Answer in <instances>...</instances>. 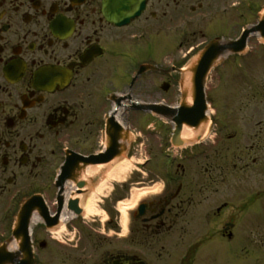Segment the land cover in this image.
Returning <instances> with one entry per match:
<instances>
[{
	"label": "flooded vegetation",
	"instance_id": "flooded-vegetation-1",
	"mask_svg": "<svg viewBox=\"0 0 264 264\" xmlns=\"http://www.w3.org/2000/svg\"><path fill=\"white\" fill-rule=\"evenodd\" d=\"M247 2L0 0V264H264V104L247 151L216 129L202 168L136 182L151 194L125 234L86 226L118 218L115 181L106 219L87 215L90 196L118 159L169 140L156 111L209 40L241 30Z\"/></svg>",
	"mask_w": 264,
	"mask_h": 264
},
{
	"label": "rangeland",
	"instance_id": "rangeland-1",
	"mask_svg": "<svg viewBox=\"0 0 264 264\" xmlns=\"http://www.w3.org/2000/svg\"><path fill=\"white\" fill-rule=\"evenodd\" d=\"M262 1L264 2V0ZM247 20L254 21L252 13L249 14ZM249 45L250 52L246 57L247 66L242 68V73L237 72L232 63L227 67L229 68L231 66V69L234 70H229L228 72L225 70L226 66H219L208 79L206 84V91L213 119L222 125H226L231 135L234 134V141H231V151L235 148L247 151V149L244 148L254 144L255 119L257 120L260 116L256 109L257 105L264 104V102H260V94L264 89V46L261 44L259 46L256 36H252L250 38ZM252 120H254V123L251 122ZM246 130H250L253 133V136L244 137ZM150 147L153 150L152 157L154 159L147 164L146 167H144L142 163H137V161H144L142 155L135 157L134 163L136 168L134 166L132 170L136 173L135 175L137 177H135V183L133 185L134 188L131 193L130 191L127 192L125 188V181H130L129 176L131 175V172L118 184L117 193L119 195V207L121 209L117 212L119 218L114 219L111 223L104 220V222L100 224L90 223L89 225H92L95 229L101 228L106 232H111L113 235L118 237L119 235H116L115 231L118 232V228L120 229L119 232L121 231L120 223H122V230L123 233H125L126 230L123 229V227H125L126 221L124 218L129 217L132 209L137 205L140 199L146 195L145 192H141L136 189V187L144 186L143 184L138 185L136 183L142 180L139 175L148 177L147 175L150 174V178H156L159 182L160 179L157 175L159 173L158 168L169 166V164H165L164 162L166 154L160 151L159 144L157 148V144L151 142ZM141 151L143 152V149H141ZM235 151L239 152L240 150ZM158 152L160 155H158ZM179 153L181 154V152ZM169 159H167L166 162L170 163ZM196 160L197 159H195V162H197ZM244 162H249L251 164V159ZM174 166L175 163H173V167ZM238 167H240V165H238ZM251 167H255V165H251ZM146 168H150L152 172H148L149 170ZM140 169L146 173L140 172ZM111 192V190L106 191L105 194L108 195ZM121 195H124V197H121ZM97 203L102 206L103 202L98 200L96 202V208L100 212L99 216L106 219L107 215L103 212L104 209L99 207ZM89 225H87L88 230L95 232V230H93ZM108 241L111 240H107V242ZM112 241L118 243L121 242V240L116 238Z\"/></svg>",
	"mask_w": 264,
	"mask_h": 264
},
{
	"label": "water",
	"instance_id": "water-1",
	"mask_svg": "<svg viewBox=\"0 0 264 264\" xmlns=\"http://www.w3.org/2000/svg\"><path fill=\"white\" fill-rule=\"evenodd\" d=\"M252 32H260V34L264 37V15L262 16V21L256 26L249 27L239 40L232 41L224 46H221L219 49L232 52L243 51L246 48L247 38ZM215 48H217L215 45H210L202 53L199 60L192 64L190 68L191 72L195 75L197 74V72L199 73L197 77L195 76L187 79L181 108H168L166 111L168 114H172L174 121L178 125V129L176 130V134L173 140L176 145L182 144L179 143V135L184 127V124H192L197 126L202 121L207 119L205 112L208 109V104L206 101L204 85L206 75L208 74L212 63L216 61L218 57V52L212 54V51ZM189 97L192 98L193 105L189 104Z\"/></svg>",
	"mask_w": 264,
	"mask_h": 264
},
{
	"label": "bare ground",
	"instance_id": "bare-ground-1",
	"mask_svg": "<svg viewBox=\"0 0 264 264\" xmlns=\"http://www.w3.org/2000/svg\"><path fill=\"white\" fill-rule=\"evenodd\" d=\"M188 102L191 104L192 103V98L189 97L188 98ZM195 130L189 126H185L183 129V133L182 136L183 138H190L195 134ZM133 162L131 160L127 161H120L117 164H115V166L110 170L107 179L92 193V195L90 196L87 206H86V210H87V214L93 215L96 212H98V209L96 208V202L99 200V198L102 197V195L107 191L110 190V184L111 182L114 181H122L124 180V178L131 172V170L133 169ZM95 209V210H93ZM124 220L126 221V218H124Z\"/></svg>",
	"mask_w": 264,
	"mask_h": 264
}]
</instances>
